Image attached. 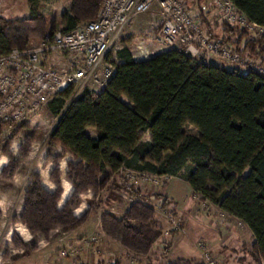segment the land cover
Masks as SVG:
<instances>
[{"label": "trees", "instance_id": "1", "mask_svg": "<svg viewBox=\"0 0 264 264\" xmlns=\"http://www.w3.org/2000/svg\"><path fill=\"white\" fill-rule=\"evenodd\" d=\"M68 1L61 21L64 33L93 20L103 2ZM198 1L212 6L211 0ZM229 1L264 29V0ZM27 2L28 17H0V56L54 31L33 0ZM219 28L207 27V33L264 62V34L254 37L223 20ZM115 57L105 88L86 90L74 100L67 92L49 103L57 121L48 142L56 141L101 174L109 170L118 175L123 167L183 180L192 194L241 221L264 259V78L199 63L176 48L135 61L123 47ZM186 125L195 134L185 133ZM87 128L94 129V138ZM124 179L114 185L128 193ZM131 193L139 194L135 189Z\"/></svg>", "mask_w": 264, "mask_h": 264}, {"label": "rangeland", "instance_id": "2", "mask_svg": "<svg viewBox=\"0 0 264 264\" xmlns=\"http://www.w3.org/2000/svg\"><path fill=\"white\" fill-rule=\"evenodd\" d=\"M180 1L186 9L200 13L197 20L206 32L207 27L211 28L207 22L210 18L219 28L220 22H216V19H222L211 5L198 4V0ZM32 5L46 18L50 30L63 28L61 21L68 12V0H33ZM153 9L156 8L153 6ZM153 9L150 13L137 17H143L144 23L141 29L131 32L135 34H129L134 37L124 39L125 30L111 52L110 58L114 63L116 51L125 47L127 41L130 42L129 46L135 57L152 54L151 49L144 44L156 43L154 39L162 22L159 10ZM29 12L30 5L27 0H0V17L22 19L28 17ZM248 33L254 36L253 33ZM213 38L219 39L217 36ZM38 42L40 41L33 40L30 45ZM251 59L264 70V62ZM212 63L225 67L234 66L218 57L211 59L209 64ZM57 66L62 70L65 68L64 63ZM67 103L68 100L65 104ZM56 121L57 117L50 113L47 105L16 131L0 134V208L6 207V201L11 200L12 213L16 211L17 217L12 219V214L7 213V216L0 215V218L2 223L4 218H9V225L16 220L34 236L29 244L16 238H12V241L0 239V252H3L1 255L4 260H0V264H34L30 261L32 254L41 255V251L45 249L51 252L49 256L52 260L44 264L55 263L54 257L59 258L58 261H69L71 264H209L205 255L214 264H264V259L246 226L229 215L221 216L218 208L200 199L199 195L192 194L190 198L182 200L178 211L173 200L158 199L157 194L165 191L169 184L171 186L175 183L177 187L182 185L181 179H168L157 187L142 186L141 191L135 189L139 191L137 195L148 199L153 208L133 203L128 198L127 191L114 185L124 178L120 172L118 175L101 174L94 166L78 162L77 158L66 152L56 141L51 144L48 142ZM86 131L88 136H93L92 129L88 128ZM184 131L195 134V129L190 125H186ZM246 174L247 171L244 175ZM40 180L44 189L49 192L39 187ZM60 182L65 190L70 191L71 195L66 199V195L61 197ZM6 190L9 192L2 196ZM78 208L83 212L77 216L75 210ZM130 210H134L139 218L136 222L139 233L135 235H138L142 244L132 245L139 248V251L142 250L141 253L115 251L114 247L111 249L110 245L114 241L106 232L109 230L116 238L124 237L133 223L128 217ZM100 218L101 223L98 221ZM171 219L173 222L179 221L178 231H174ZM6 228L7 225L3 235ZM97 233H102L98 241L87 246L86 242ZM123 239L138 241L127 236ZM73 248L78 250L73 255L60 256L61 251L68 254ZM96 249L101 250L104 256L94 258L92 255Z\"/></svg>", "mask_w": 264, "mask_h": 264}, {"label": "built area", "instance_id": "3", "mask_svg": "<svg viewBox=\"0 0 264 264\" xmlns=\"http://www.w3.org/2000/svg\"><path fill=\"white\" fill-rule=\"evenodd\" d=\"M211 4L229 27L248 29L255 37H263V27L249 22L229 0H211ZM153 5H157L162 18L154 39L160 47L180 49L199 63L207 64L218 57L235 66L226 67L229 70L251 71L264 78V70L255 60L235 52L233 46L223 44L220 39L210 37L197 20L200 13L186 9L180 0H103L97 16L79 24L75 30L53 31L36 44L12 49L0 56L1 133L16 131L52 100L67 92L74 100L86 90L97 92L105 88L115 70L111 52L134 18L148 13ZM60 63L65 65L63 70L57 66ZM119 172L129 188L128 198L149 208L153 207L148 199L131 191H140L142 186L157 187L162 181L172 179L123 167ZM220 212L221 216H227ZM173 226L174 231H178L179 221H174ZM100 234L92 236L86 245L96 243ZM77 251L76 248L68 254L61 251L60 256L73 255ZM205 258L209 264H214L210 257L205 255Z\"/></svg>", "mask_w": 264, "mask_h": 264}, {"label": "crops", "instance_id": "4", "mask_svg": "<svg viewBox=\"0 0 264 264\" xmlns=\"http://www.w3.org/2000/svg\"><path fill=\"white\" fill-rule=\"evenodd\" d=\"M153 6L156 8V9H153ZM152 6V8H151V11H152V9L153 10H159L158 9V7H157V5H153ZM150 13V12H149ZM213 13H214V11H213ZM145 14H148V13H145ZM145 14H140V15H145ZM151 15V14H150ZM139 15H137L135 18H134V20L129 24V26L127 27V29H126V34H125V37H124V39H128L129 37H134V35H129V34H135V33H131V32H136L138 29H141V27H142V24L144 23V19H143V17H140V18H137ZM212 16H213V14H212ZM214 16H216V12L214 13ZM209 17H207V19H208ZM213 18H216V17H212V19ZM159 20V19H158ZM217 21L216 22H220V20L219 19H216ZM155 22V21H154ZM207 22H208V25H210L211 26V30H216V31H218L219 32V29L220 28H218L216 25H214V21L212 20L211 21V18L209 19V20H207ZM158 32H159V30H158ZM129 41H127L126 43H125V48H127L128 50H129V52H130V54L132 55V57H133V59L135 60V61H145V60H147V59H149V58H151V57H153V56H155V55H157V54H160V53H162V52H165L166 50H168V49H166V48H163V47H160L159 45H157L156 43L155 44H153V45H148V43L146 44H144V46H146V47H148V48H150L151 49V51H152V54L150 55V56H142V57H140L141 55H139L138 57H135L134 56V54H133V52H132V50L130 49V46H129ZM121 49V48H120ZM119 50V49H118ZM145 51V50H144ZM116 62H117V60H116ZM213 65H215V66H218V67H225V66H220V65H217V64H214V63H212ZM122 101H124L125 103H128V101L125 99V98H122ZM88 129V128H87ZM86 129V130H87ZM89 129H92L93 131H94V129L93 128H89ZM85 130V132H87ZM87 134V133H86ZM89 137H91V138H94L95 137V132L93 133V136H89ZM78 162L80 161V159H76ZM81 162V161H80ZM81 164H86V163H84V162H81ZM3 169V168H2ZM105 173H108V175H109V173H110V171L109 170H106L105 171ZM14 178V177H13ZM13 180V182H15V180L14 179H11V181ZM60 180V179H59ZM25 181V180H24ZM26 183H27V181H26ZM25 183V184H26ZM175 184V183H174ZM172 185L171 184V186H170V184H169V186H167L164 190L165 191H162V192H160L159 194H157L158 196H159V198L158 197H156V195H153V196H155L156 198H158L159 200H166V199H170V200H173V202H174V204L176 205V211H178L179 210V205L182 203V200H185L186 198H190L191 197V195H192V191H191V189H190V187L188 186V184L186 183V182H184L183 181V184L182 185H178V187L177 186H175V185ZM39 187L42 189V190H44V191H47V192H49L48 190H46V189H44V187H43V185H42V180H40V183H39ZM59 187L61 188V197L62 196H64V195H66V197H64L65 199L66 198H68L71 194H70V191H68V190H65L64 188H63V186H62V182H60L59 183ZM173 187V188H172ZM19 189V187L18 188H16V190H18ZM141 191V190H140ZM7 192H9V191H7L6 190V192H5V194H3L2 196H4V195H6L7 194ZM9 194V193H8ZM1 196V197H2ZM8 196V195H7ZM17 196V195H16ZM6 203H7V206L6 207H4V208H0V215H2V217L3 216H7L6 214L7 213H9L10 215L12 214V219L13 218H17L16 217V211L15 212H13L12 213V209H13V206H11V200H9V201H6ZM58 205V204H57ZM131 207H135V206H131ZM136 207H139V206H136ZM178 207V208H177ZM57 210H60V209H58V207L56 206L55 207ZM80 208V207H79ZM77 209V210H75V212H76V215L78 216L79 214H81L83 211H80L81 209ZM139 208H141V209H143L142 207H139ZM11 209V211H9ZM78 212V213H77ZM76 215H74L73 214V216H76ZM14 216V217H13ZM128 217H129V219L130 220H132L133 221V223L130 225V228H128L127 230V232H126V234H125V230H124V237H128L129 239H137L138 241H125L124 239L122 240V238H124V237H119V238H116V237H114L113 236V234L108 230H106V232L107 233H109V235H111V239L114 241V242H112V243H114V244H111L110 245V243H109V245L111 246V249H113V247L115 248V251L117 250V251H121V250H123V251H125V253L126 252H140V251H142V250H140L139 251V248H136V246H133L132 245V243H134V244H137V245H139V244H142L139 240V237H138V235H135V234H138L139 233V231H138V229H136V227H137V225L138 224H136V222H138L139 221V218L137 217V215H136V213H135V211L134 210H130V213H128ZM9 218H4V221H3V223H2V218H0V239H3L4 241H12L11 239L12 238H16V239H19V240H21L22 242H24L25 244H29V243H31L33 240H34V236L33 235H31V233L29 232V230L28 229H25L23 226H20L17 222H16V220H14V222H11L12 224H8L9 223ZM99 222L101 221V218H100V220H98ZM98 222V223H99ZM101 223V222H100ZM7 225V228H6V231H5V234L3 235L2 233H3V230H4V228H5V226ZM98 225V224H97ZM202 233V232H201ZM204 234H205V232H204ZM205 236L207 237V235L205 234ZM48 242V241H47ZM110 242V241H109ZM108 249V248H107ZM107 249L105 250V251H107ZM104 250V248L102 249V251ZM101 250H99V249H96L95 251H94V253H93V257L94 258H98V257H103L104 255H102V252ZM3 252H0V260H2V261H4L3 259H2V254ZM104 254H106V252H103ZM141 253V252H140ZM37 253H34V254H32V257H31V260L30 261H32V262H34V264H44L45 262L46 263H49V262H51V256H49V254H51V252H49V250L48 249H45V250H42L41 251V255H36ZM92 257V258H93ZM54 260H55V263H53V264H71V263H69V261H64V260H61V261H58L59 260V258L57 259L56 257H54L53 258ZM118 261V260H117Z\"/></svg>", "mask_w": 264, "mask_h": 264}]
</instances>
